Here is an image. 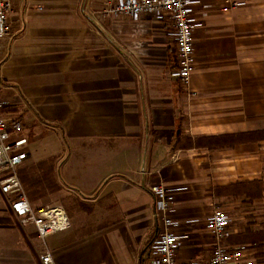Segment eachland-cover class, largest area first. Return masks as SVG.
I'll return each instance as SVG.
<instances>
[{
    "label": "crops",
    "instance_id": "1",
    "mask_svg": "<svg viewBox=\"0 0 264 264\" xmlns=\"http://www.w3.org/2000/svg\"><path fill=\"white\" fill-rule=\"evenodd\" d=\"M248 2L204 15L182 94L149 17H111L102 0L11 1L0 112L23 123L10 141H29L18 169L29 202L61 203L71 227L42 241L0 188V264L46 252L53 264H146L162 229L157 185L186 188L173 216L197 220L182 260H208L218 243L204 222L223 209L233 221L219 244L264 264V0Z\"/></svg>",
    "mask_w": 264,
    "mask_h": 264
},
{
    "label": "built area",
    "instance_id": "2",
    "mask_svg": "<svg viewBox=\"0 0 264 264\" xmlns=\"http://www.w3.org/2000/svg\"><path fill=\"white\" fill-rule=\"evenodd\" d=\"M12 0H0V41L9 36V12ZM104 13L114 18L128 17L140 23L149 17L161 25L166 37L173 41L176 66L170 76L181 83L187 92L192 91L190 81L197 60L195 33L204 24V15L211 6L223 9L244 8L248 0H102ZM1 66V63H0ZM194 94V93H193ZM4 103L0 102V111ZM23 130V123L0 112V188L7 196H14L11 210L23 224L35 226L38 237H48L70 229L71 222L63 206L47 204L35 209L29 202L18 176L19 167L28 159L29 141L19 138L10 141L12 133ZM186 188H168L163 185L151 188L156 212L162 224L161 232L147 248L146 264H263L245 246L225 247L219 244L230 236L228 230L233 218L223 209H217L206 218L205 230L217 241L207 261L182 260L180 250L186 241L193 239L188 230L197 220L179 221L174 218L175 195ZM187 227V230H185ZM43 264H53L50 252L40 257Z\"/></svg>",
    "mask_w": 264,
    "mask_h": 264
},
{
    "label": "rangeland",
    "instance_id": "3",
    "mask_svg": "<svg viewBox=\"0 0 264 264\" xmlns=\"http://www.w3.org/2000/svg\"><path fill=\"white\" fill-rule=\"evenodd\" d=\"M148 28H149L148 26L144 27L145 30L148 29ZM149 29H151V37H152L151 40H152V43L153 44H157L159 46L158 49H159L160 62L165 61V59L163 60V58H164L165 52L167 54V49H169V51H168L169 52V54H168L169 55V59H172L173 56L175 57V52H174V49H173V41L171 39H169L168 37L165 38L164 34H162V32H161V29L158 30L154 26L152 28H149ZM149 39L150 38L147 36L144 39L143 43L144 44L150 43ZM170 51H172V55H171ZM180 91L182 92V94H186L187 93V91L185 89H183L182 87H180ZM51 203H57V204L61 205V203H58V202H51Z\"/></svg>",
    "mask_w": 264,
    "mask_h": 264
}]
</instances>
